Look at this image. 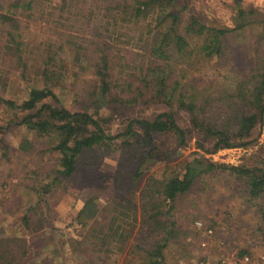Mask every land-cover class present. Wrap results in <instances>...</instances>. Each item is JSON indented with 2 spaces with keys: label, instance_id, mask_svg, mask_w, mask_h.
Returning <instances> with one entry per match:
<instances>
[{
  "label": "trees",
  "instance_id": "1",
  "mask_svg": "<svg viewBox=\"0 0 264 264\" xmlns=\"http://www.w3.org/2000/svg\"><path fill=\"white\" fill-rule=\"evenodd\" d=\"M45 1L50 0H0V86L4 90L9 72L19 70L26 93L20 99L0 95V105L19 115V124L36 137L32 143L28 139L21 140V149L32 148L37 143L39 153L58 155L57 175L41 192H47L59 178L70 177L76 169L77 156L83 151L116 146L119 155L113 175V215L107 222L89 226L101 209L95 202L96 197L86 199L76 221L89 233L83 235L81 241L70 239L74 251L85 252L91 244L92 250L97 252H122L121 241L130 237L140 217L139 229L145 227L146 239L127 255H132L134 264H163L168 244L171 241L182 244L180 235L185 231L177 226L173 215L176 200L206 174L227 172L243 184L248 200L264 197V162L259 160L251 165H233L196 156L188 160L181 171L165 176L156 177L147 171L160 157L155 145L158 135H173L179 146L195 140L196 147L208 153L245 148L257 140L264 125V62L256 69L251 82L242 75L243 80L230 92L220 90L221 84L201 82L192 74L198 72L199 65L204 68L208 62L212 63L213 58L221 67V59L228 55V48L231 49L228 39L237 31L259 24L263 26L259 40H264V14L239 7L234 27H213L192 14L184 16V9L177 7L176 0H62L69 2L68 12L76 6V13L87 9L94 14L103 9L101 17L105 18L107 37L101 36L106 41H113L111 36L115 31L128 24L142 25L137 29V51L132 60L109 49L87 55L85 44L89 40L66 36L63 42L67 43L72 61L80 68L92 67L85 87L76 92L77 97L83 95L87 102L80 110H72L62 103L58 93L64 86L59 58L62 54L51 49L54 44L41 47V43L32 41L20 28V18H32ZM89 44L98 42L91 39ZM61 47L62 44L58 48ZM28 60L34 63L29 64ZM35 65L34 70L29 68ZM136 104H159L163 105V110L152 117L130 118L122 132L110 135L106 130L110 117L100 110ZM180 111L189 115L186 127L177 121ZM3 128L0 125V133ZM40 138L46 139L45 145L37 141ZM209 145L211 149L207 148ZM145 175L143 185L135 192L134 184ZM32 208L34 204L20 217L25 227ZM125 225L129 226L127 235ZM108 239L115 240L116 244ZM30 249L23 237L16 234L2 237L0 264H21ZM247 254L249 252L243 248L237 256L243 258Z\"/></svg>",
  "mask_w": 264,
  "mask_h": 264
},
{
  "label": "rangeland",
  "instance_id": "2",
  "mask_svg": "<svg viewBox=\"0 0 264 264\" xmlns=\"http://www.w3.org/2000/svg\"><path fill=\"white\" fill-rule=\"evenodd\" d=\"M64 2L45 1L32 18H20V28L26 36L32 37V41L41 43V47L54 44L51 49L62 54L59 58L64 86L58 90L59 97L68 108L80 110L87 101L83 95L77 97L76 92L85 87L92 67L80 68L77 62L72 61L67 43L63 42L66 36L76 35L89 42L96 40L97 45L85 44L87 55L109 49L118 52V56L132 60L135 58L134 51H137V29L142 25H126L115 31L111 36L113 41L107 39L108 43L105 44L107 41L101 36L107 37L106 25L103 24L105 18L101 17L103 9L96 10L94 14L87 9L76 13V6L68 12L69 2ZM176 4L178 8L183 7L184 16L192 14L200 22L213 27H234L238 21L239 7L264 14V0H176ZM78 5L83 7V4ZM262 30L263 26L257 24L233 33L228 39L231 49L228 48V55L221 59L222 66H217L214 63L216 58H213L212 63L208 62L204 68L198 64V72L192 75L201 82L221 84L220 90L227 89L229 92L243 80L242 75L251 82L256 69L264 62V40H259ZM61 44L63 47L58 48ZM28 62L34 63L33 60ZM35 67L29 68L34 70ZM1 87L0 95L6 98L20 99L26 94L19 70L10 71L7 86L4 90ZM115 106L114 110L111 107L100 110L101 114L110 117L106 125L110 135L122 132L130 118L152 117L163 110V105L159 104ZM19 121V115L0 105V125L4 127L0 133V238L16 234L27 241L31 249L21 264H85L84 261L87 264H134L132 255L127 253L136 250L134 246L146 239L145 227L139 229L140 217L130 237L125 242L121 241L122 252H97L92 250L91 244H88L87 251L76 252L70 241H81V237L89 233L82 230L76 221L86 199L96 197L95 202L101 209L89 226L107 222L113 215L112 185L119 155L116 146L83 151L77 156L76 169L70 177L59 178L47 192H41V188L57 175L58 155L39 153L40 145L37 143L32 148L21 149V140L28 139L32 143L36 137ZM177 121L186 127L189 123L188 113L180 111ZM257 133L258 130L254 135ZM44 140L37 139L45 145ZM155 145L156 154L159 153L160 157L147 171L156 177L181 171L182 166L196 156L214 163L251 165L257 160L264 162V125L257 140L245 148L208 153L198 149L195 140L179 146L171 134L156 136ZM207 148L211 149V145ZM145 177L134 184L135 192L140 190ZM244 189L243 184L227 172L199 177L192 189L176 200L173 210L176 224L187 231L180 235L182 244L176 245L173 241L168 244L163 264H264V197L248 200V193ZM32 204L31 218L25 227L20 217ZM124 227L127 235L129 226ZM111 244L115 245V240H111ZM243 248L249 254L239 258L237 255Z\"/></svg>",
  "mask_w": 264,
  "mask_h": 264
}]
</instances>
